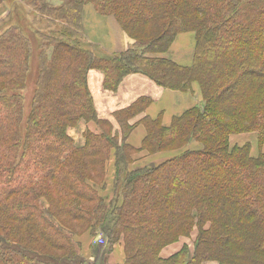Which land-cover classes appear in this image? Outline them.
Masks as SVG:
<instances>
[{
  "label": "trees",
  "instance_id": "16d2710c",
  "mask_svg": "<svg viewBox=\"0 0 264 264\" xmlns=\"http://www.w3.org/2000/svg\"><path fill=\"white\" fill-rule=\"evenodd\" d=\"M48 1H32L59 28L40 46L27 119L17 91L30 72L32 45L22 26L0 35V264H107L120 242L124 264H264V153L230 142L248 132L259 134V146L264 142V0ZM87 6L114 17L134 45L108 53L90 43ZM185 32L196 36L188 67L164 56ZM92 70L104 74L111 92L136 73L178 92L198 84L204 105L170 126L149 117L132 124L151 101L140 98L114 113L119 136L98 116ZM80 123L101 130L87 128L82 146L70 134ZM138 124L147 130L142 149L152 154L182 152L193 141L201 148L133 166L139 150L128 138ZM113 156L109 197L103 193ZM196 229L194 250L186 244L161 257ZM98 231L110 249H94L88 259L77 236Z\"/></svg>",
  "mask_w": 264,
  "mask_h": 264
},
{
  "label": "crops",
  "instance_id": "0c3cea01",
  "mask_svg": "<svg viewBox=\"0 0 264 264\" xmlns=\"http://www.w3.org/2000/svg\"><path fill=\"white\" fill-rule=\"evenodd\" d=\"M83 25L88 41H90V43L93 45L100 46L108 53H120L127 50L135 43L134 40H132L125 32L122 31L114 17L100 16L97 14L93 6H88L86 8ZM188 33L193 32L179 34L172 44L169 52L164 55L179 65L187 67L192 65L196 49L195 45L193 44V40L191 41V37L190 39L189 37H184V39H181L180 36ZM180 42L182 44L177 45ZM103 81L104 74L101 71H90L88 85L94 99L98 116L101 119L109 120L113 124L114 132L119 133V136H121V127L117 119L114 117V113L130 107L140 98L145 97L151 101L147 108H145V111L137 115L131 121L132 124H136L142 121L144 118L149 117L151 119H160L164 126H170L175 117L181 116L184 112L194 107H203L204 105V99L198 84L193 86V92H178L159 86L144 74L136 73L127 76L124 82L120 85L117 92H111L104 89ZM79 127H82L85 130L89 128L91 131L96 133L101 131L100 127L95 123H80L78 128ZM141 127H143V129ZM146 133L147 130L145 126L143 124H138V126L133 130L132 134L128 138V143L139 150L138 153L135 154L133 166H139L141 163L143 164L146 159L148 161H154L157 156L164 155L165 152L176 153V151H164L152 154L149 151L142 149ZM251 133L253 132H248V134ZM236 135L237 134L231 136L230 142ZM258 147L260 149L262 146H259L258 143ZM260 153L263 152H259V154ZM259 154L253 155L258 156ZM154 165L158 164L154 163ZM110 174H112V182L108 184L107 191L111 189L115 176L113 158L108 163V179ZM81 238H78V240L80 241ZM118 248H121V251H119ZM166 248L161 251V257L163 258H169L181 250L180 248L175 253L165 257L163 253ZM83 255L89 259H92L94 256L91 253V250L90 253H85L84 246ZM106 257L105 259L107 264H124L125 250L123 244H118L116 249H114L113 252L107 254Z\"/></svg>",
  "mask_w": 264,
  "mask_h": 264
},
{
  "label": "rangeland",
  "instance_id": "374dc122",
  "mask_svg": "<svg viewBox=\"0 0 264 264\" xmlns=\"http://www.w3.org/2000/svg\"><path fill=\"white\" fill-rule=\"evenodd\" d=\"M33 0H6L2 4H0V35L9 27L11 26H22L24 28L25 34L30 39L31 45H32V58H31V67L30 72L27 75L26 81H24L19 91H17L20 95L23 97V104H24V119H27L32 111L33 106V100L34 96L37 90V81L39 77V49L40 46L44 42V36H48V38H52L50 34L57 30L58 22L54 21L53 19L49 18L53 16L46 15L40 11V5L41 3L38 2L37 5L33 4ZM48 4L50 5H60L61 3L57 0L55 1H48ZM88 7V6H87ZM86 7V8H87ZM85 8V10H86ZM39 9V10H38ZM85 16V11H84ZM62 25V22H60V27ZM181 39H184V37H191V41L193 40V44L196 47V38L195 33H188L180 36ZM182 44L181 42L177 45ZM176 45V46H177ZM175 46V47H176ZM174 49V48H173ZM52 52V49L49 50V56ZM193 92V91H192ZM26 121V120H25ZM78 128V127H77ZM143 129V127H141ZM85 129L82 127H79L78 129L73 128L70 130L71 136L75 139L76 144L79 146H82L85 144V138H83ZM258 139L259 134L257 132H253L251 134H237L234 136L231 140L232 146H244L247 144L251 145L252 153L254 155L259 154V152L264 153V146L259 149L258 147ZM201 148V144H199L196 141L191 142L185 149L189 150H197ZM185 149H183L185 151ZM182 151V152H184ZM182 152L176 151V153L173 152H165L164 155L157 156L154 161H148L147 159L145 162L140 164L139 166H145V165H154L156 164H162L163 162L174 158L178 155H180ZM112 160V159H111ZM114 161V156H113ZM112 174H110L108 179V184L112 182ZM103 194H106L107 196H111V191H105ZM198 230L196 229L194 233L191 234V236H183L181 237L177 242L168 245L166 250L164 251L163 255L165 257L170 256L171 254L178 251L180 248L182 249L184 245H188L190 249L195 248L194 242L196 240ZM87 234V235H86ZM82 237V238H81ZM94 237V238H92ZM81 238L80 241L77 239ZM104 239L105 243L100 244V239ZM77 241L81 243V252L83 254V246L85 247V253L89 252L91 250V253L94 254V249H110L109 240L107 238V235L103 231L96 232V235L90 233H85L83 235L77 236ZM121 243V242H120ZM118 243V244H120ZM118 244H115L112 248V252L114 249H116V246ZM119 251H121V248H118ZM86 257V256H85ZM88 258V257H86ZM89 259V258H88ZM107 259V257H106ZM105 259V262H106Z\"/></svg>",
  "mask_w": 264,
  "mask_h": 264
},
{
  "label": "built area",
  "instance_id": "2783aa9c",
  "mask_svg": "<svg viewBox=\"0 0 264 264\" xmlns=\"http://www.w3.org/2000/svg\"><path fill=\"white\" fill-rule=\"evenodd\" d=\"M100 244H104L105 243V241H104V239L102 238V239H100Z\"/></svg>",
  "mask_w": 264,
  "mask_h": 264
}]
</instances>
